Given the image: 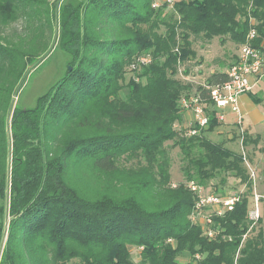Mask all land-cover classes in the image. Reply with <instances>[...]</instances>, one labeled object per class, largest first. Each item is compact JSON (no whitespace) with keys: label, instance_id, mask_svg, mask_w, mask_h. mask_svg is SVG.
<instances>
[{"label":"trees","instance_id":"1","mask_svg":"<svg viewBox=\"0 0 264 264\" xmlns=\"http://www.w3.org/2000/svg\"><path fill=\"white\" fill-rule=\"evenodd\" d=\"M154 1L0 0V264H264V213L248 218L249 193L209 227L190 220L196 196L185 185L166 193L165 206L140 197L170 184L167 142L187 182L203 186L229 170L247 179L241 156L206 136L219 126L207 88L225 83L231 65L203 86L178 76L188 75L200 37L240 48L253 30L264 56V0ZM55 23L65 72L19 109L21 80ZM190 95L209 116L194 136L175 127Z\"/></svg>","mask_w":264,"mask_h":264},{"label":"rangeland","instance_id":"2","mask_svg":"<svg viewBox=\"0 0 264 264\" xmlns=\"http://www.w3.org/2000/svg\"><path fill=\"white\" fill-rule=\"evenodd\" d=\"M166 0H155L154 7H160ZM172 4V3H171ZM168 4V5H171ZM170 9V8H168ZM54 38L51 45L46 49V52L41 56L37 63L29 67L25 76L22 78L20 87L18 89L17 96L15 97L14 104L19 109H30L35 105L38 97L44 95L55 83H57L65 72V68L69 58L62 52L58 46V29L57 23L54 27ZM222 41V42H221ZM195 51V58L188 63L187 72L188 75L183 76V68H180V73L178 78L180 80H187L193 83L195 86H203L206 83L208 76L216 71L224 72L227 70V66L231 65L238 55V46L231 42L227 38L214 37L210 41L204 40L203 38H198L193 41L192 45ZM264 60V56H262ZM130 77V73L126 74V80ZM261 90L263 94V99L260 103H257L256 109L258 115L257 123L255 124V129L258 130L260 137L262 138V143L259 141L256 144H248L247 148H242L239 146V141L230 142L231 139L224 141L225 147L236 151L242 158V168L245 172V177L247 179H242L240 181L239 177L234 175L232 171L217 172L215 171L211 178L203 180V190L206 193H213L224 196H240L249 193V209L253 208V200L257 198L258 206L260 209V215L264 213V77L261 83L255 88V92ZM260 91V93H261ZM260 97V96H258ZM191 116L192 125V114L191 112H185ZM234 118L227 117L226 124L232 125ZM250 121L245 117L243 124L249 123ZM190 122L186 121V124ZM253 125V124H252ZM215 130V129H214ZM211 131L206 134L208 139L213 143H221L223 140L222 135H217L216 128L215 131ZM171 142H167V146L170 158V184H168L167 189L160 190L155 189L149 192L140 193V197L149 205V207H156L167 205L170 202L167 192H172L178 185L189 186L191 184H198L196 181L187 182L183 172V156L180 154L178 147L169 148ZM245 154V155H244ZM244 155V157H242ZM74 177L81 179L82 176L79 175L78 171H75ZM85 187V186H84ZM126 189L131 191L130 187ZM164 205V206H165ZM138 252L133 250L131 253L132 260L137 263ZM189 258L187 254L184 253L183 256L178 258V261L183 263ZM68 264H80L77 260H71Z\"/></svg>","mask_w":264,"mask_h":264},{"label":"built area","instance_id":"3","mask_svg":"<svg viewBox=\"0 0 264 264\" xmlns=\"http://www.w3.org/2000/svg\"><path fill=\"white\" fill-rule=\"evenodd\" d=\"M172 0H166L171 4ZM255 32L250 30L245 42L240 46L235 61L227 70L228 80L214 87L207 88L209 102L214 117L219 123L224 122L223 110L229 109L237 116L236 125L240 129L239 146L244 149L243 132L241 130L242 117L238 106V99L241 95L249 93L254 84L263 76V59L260 52L252 46ZM146 63V60H142ZM179 106L182 112H191L192 125L187 131V136H194L199 130L207 128L209 116L206 112V105L199 96L190 95L180 100ZM177 124L175 127L177 128ZM245 155V154H244ZM244 155L242 157H244ZM188 189L196 196V202L190 215V220L202 222L206 227L211 225V216H220L224 211H231L238 202V196L223 197L215 193H206L201 186L191 184ZM253 208L248 210V218L256 222L260 218V209L257 198L253 200ZM209 239L213 238V231H206Z\"/></svg>","mask_w":264,"mask_h":264},{"label":"crops","instance_id":"4","mask_svg":"<svg viewBox=\"0 0 264 264\" xmlns=\"http://www.w3.org/2000/svg\"><path fill=\"white\" fill-rule=\"evenodd\" d=\"M236 59V58H235ZM235 61V60H234ZM233 61V62H234ZM263 72H264V60H263ZM263 76L254 84L252 90L244 95H241L238 99V106H239V110H240V115L242 117V125H241V130L244 134L243 136V143H244V139L245 137L249 138L250 141H259L260 143H262V138L260 137L258 130L255 129V124L257 123L258 118L260 117L258 115L257 109H256V104L260 103L263 99V94L262 91L259 90L258 92L254 91L255 88L259 85V83H261ZM261 91V93H260ZM260 96V97H258ZM222 113L224 114V122L223 123H219V126L217 127V129H219V131H217L216 129V134L217 135H222L223 136V140L221 143H223V145L225 146L224 141L227 139H231L232 141L230 142H236V140L239 141V135H240V129L238 128V126L236 125V119L237 116L235 114H233L229 109H225L222 111ZM227 117H232L234 118V122L232 125H227L226 124V120ZM245 117L250 121L249 123H246L245 125L243 124ZM261 118V117H260ZM187 122H190L188 124H186ZM217 121V120H216ZM253 124V125H252ZM178 127L179 128H188L191 127V116L189 114H185L183 113L182 115V120L181 122L178 123ZM226 148V147H225ZM244 148H247V146ZM231 150V149H229ZM233 151V150H231ZM236 153V151H233Z\"/></svg>","mask_w":264,"mask_h":264}]
</instances>
